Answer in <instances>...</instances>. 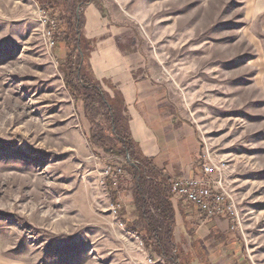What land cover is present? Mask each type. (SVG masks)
I'll list each match as a JSON object with an SVG mask.
<instances>
[{
	"label": "rangeland",
	"instance_id": "rangeland-1",
	"mask_svg": "<svg viewBox=\"0 0 264 264\" xmlns=\"http://www.w3.org/2000/svg\"><path fill=\"white\" fill-rule=\"evenodd\" d=\"M41 6L0 0V264H163L120 219L129 174L110 198L105 178L125 158L90 150L64 43L52 47L60 13ZM77 14L86 37L141 53L218 168L238 247L220 257L227 243L209 239L206 259L264 264V0H92Z\"/></svg>",
	"mask_w": 264,
	"mask_h": 264
},
{
	"label": "trees",
	"instance_id": "trees-1",
	"mask_svg": "<svg viewBox=\"0 0 264 264\" xmlns=\"http://www.w3.org/2000/svg\"><path fill=\"white\" fill-rule=\"evenodd\" d=\"M38 1L44 11L52 8L49 13L52 17L60 13L57 20L63 27L54 26L59 29L58 35L49 25L52 47L64 43L65 57L61 62L64 82L71 94L77 95L82 102L85 116L92 125L91 133L85 135L90 150L96 155L101 150L106 155L125 158L122 168L131 176L135 218L129 219L122 213L120 219L124 226L140 238L150 256H160L163 264H193L195 261L207 264L205 252L198 243L200 241L175 232L174 204L178 202V197L170 191L171 177L156 167L151 158L142 155L131 137L128 118L124 114L126 108L120 96L115 93L111 97L103 91L91 73L88 63L91 40L81 33L83 20L81 16L77 18L76 9L92 0ZM105 183L111 200L116 202L122 180L114 186L106 177Z\"/></svg>",
	"mask_w": 264,
	"mask_h": 264
},
{
	"label": "crops",
	"instance_id": "crops-1",
	"mask_svg": "<svg viewBox=\"0 0 264 264\" xmlns=\"http://www.w3.org/2000/svg\"><path fill=\"white\" fill-rule=\"evenodd\" d=\"M99 34L88 37L84 35L91 40L88 54L91 73L103 91L111 97L115 93L120 96L126 108L124 114L128 118L131 137L142 155L151 158L152 163L167 172L172 180L200 176L203 158L201 159L196 127L179 112L165 88L148 75L140 52L129 49L124 43L111 40L98 43ZM112 157L118 158L114 155ZM127 174L125 172L126 176ZM129 183L131 199L126 202L132 212L126 216L134 219L131 176L126 181L125 188ZM122 189L119 191H123ZM119 191L116 203L121 199ZM177 201L174 204L175 232L185 235L188 239H196L202 242L203 246L209 239L226 242L228 250L222 251L220 257L230 258L237 252L238 241L232 233L231 217H207L181 198ZM204 249L207 258L212 255L205 246ZM209 258L208 263L217 264L218 260L213 262V258ZM193 264L200 263L195 261Z\"/></svg>",
	"mask_w": 264,
	"mask_h": 264
},
{
	"label": "built area",
	"instance_id": "built-area-1",
	"mask_svg": "<svg viewBox=\"0 0 264 264\" xmlns=\"http://www.w3.org/2000/svg\"><path fill=\"white\" fill-rule=\"evenodd\" d=\"M217 170L214 164L204 159L200 176L188 179L175 178L170 183V191L207 217L229 216L233 219V201L221 189V177L214 178L213 176ZM106 173H110V169ZM124 174L121 166L114 167L109 176L112 184L118 185ZM149 260L151 261V258Z\"/></svg>",
	"mask_w": 264,
	"mask_h": 264
},
{
	"label": "water",
	"instance_id": "water-1",
	"mask_svg": "<svg viewBox=\"0 0 264 264\" xmlns=\"http://www.w3.org/2000/svg\"><path fill=\"white\" fill-rule=\"evenodd\" d=\"M79 17V14H77V18ZM126 158H127V155H126ZM127 160H128V158H127ZM128 162H130L129 160H128Z\"/></svg>",
	"mask_w": 264,
	"mask_h": 264
}]
</instances>
